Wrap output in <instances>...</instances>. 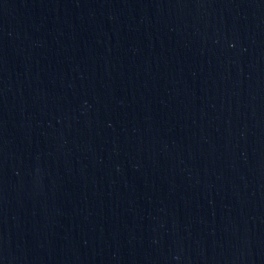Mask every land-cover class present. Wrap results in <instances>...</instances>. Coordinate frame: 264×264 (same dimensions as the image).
I'll return each instance as SVG.
<instances>
[{
	"label": "water",
	"instance_id": "obj_1",
	"mask_svg": "<svg viewBox=\"0 0 264 264\" xmlns=\"http://www.w3.org/2000/svg\"><path fill=\"white\" fill-rule=\"evenodd\" d=\"M0 264H264V0H0Z\"/></svg>",
	"mask_w": 264,
	"mask_h": 264
}]
</instances>
